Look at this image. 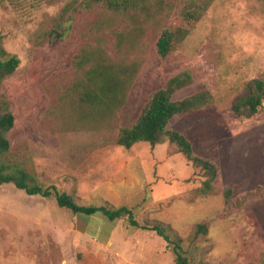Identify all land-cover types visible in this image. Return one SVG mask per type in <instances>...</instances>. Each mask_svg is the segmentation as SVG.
<instances>
[{
	"label": "rangeland",
	"instance_id": "374dc122",
	"mask_svg": "<svg viewBox=\"0 0 264 264\" xmlns=\"http://www.w3.org/2000/svg\"><path fill=\"white\" fill-rule=\"evenodd\" d=\"M164 1L116 14L82 0H0V46L20 60L0 83L14 117L0 159L79 204L126 205L141 224L180 236L192 264H264V100L250 117L229 110L251 78L264 79V0H212L198 20L180 15L183 0ZM169 26L187 34L162 57L156 42ZM81 49L88 59L77 64ZM98 58L137 67L119 99L89 112L78 100ZM183 70L192 82L173 99L207 89L212 102L167 126L217 164L212 194L201 193V172L173 144H116L151 94ZM247 191L256 195L237 205ZM77 217L78 227L90 226L89 215L53 196L0 183V264H176L154 231L115 219L112 243H99L77 232Z\"/></svg>",
	"mask_w": 264,
	"mask_h": 264
},
{
	"label": "trees",
	"instance_id": "16d2710c",
	"mask_svg": "<svg viewBox=\"0 0 264 264\" xmlns=\"http://www.w3.org/2000/svg\"><path fill=\"white\" fill-rule=\"evenodd\" d=\"M184 5L180 9V15L186 20H198L203 10L212 0H183ZM86 7L100 4L116 14H125L130 10L140 9L148 11L153 3L157 7L162 4L167 6L164 0H82ZM67 30V27L63 30ZM187 34L185 28L179 26H169L162 30L157 39L156 46L159 54L164 57L176 41L182 40ZM0 54L7 55L0 46ZM77 64L87 60L84 50L81 49L79 55L75 57ZM19 58L16 55H7L0 58V83L5 78L11 76L19 65ZM135 63H114L106 64L104 58L96 59L87 69L86 76L90 82L87 89L79 96V103L89 112H95L97 106H104L107 102L113 103L123 95V87L131 81L135 71ZM192 82L191 73L188 70L167 79L165 85L155 90L148 101L142 107L136 120L123 127L118 135L116 144L124 148H130L133 144L143 141L151 145H156L167 141L173 144L178 153H181L187 161L201 172L202 183L199 190L203 194L214 193L216 188L214 181L217 175V164L208 157L197 155L193 151L190 140L181 132L168 128V122L178 114L190 113L203 108L212 102V94L207 89H200L195 93L184 96L180 99H173V94ZM247 93L237 97L229 105V110L236 117H250L260 111L264 100V79L254 77L246 83ZM107 107V105L105 106ZM14 124V117L9 109L8 102L3 94H0V156L9 149L7 138L8 131ZM1 158V157H0ZM27 174L22 170L12 168L8 163L0 159V183L13 182L14 185L23 189L27 194H40L45 198L53 196L56 204L65 207L73 213L85 215L102 214L108 220L121 219L128 226H133L143 230L154 231L163 237L167 246L171 249L174 262L176 264H192L184 255L181 246V237L169 236L165 228L158 224H141L135 219L132 210L126 205L113 206L110 203L102 204H79L75 202L70 194L63 190H58L55 185L43 187L36 183H27ZM231 188L224 189L225 195L231 192ZM255 191V190H254ZM254 191L245 192L238 200L237 205H242L245 201L256 195ZM203 229V224L196 225V232Z\"/></svg>",
	"mask_w": 264,
	"mask_h": 264
},
{
	"label": "crops",
	"instance_id": "0c3cea01",
	"mask_svg": "<svg viewBox=\"0 0 264 264\" xmlns=\"http://www.w3.org/2000/svg\"><path fill=\"white\" fill-rule=\"evenodd\" d=\"M132 147V146H131ZM103 150L101 147L97 148L96 151ZM109 194V193H108ZM90 216V226L86 229H81L78 227L79 219L78 217L75 220V224L77 227V231L79 234L88 236L96 240L99 243H112L113 235L115 233V225L113 224V220H106L105 218H97V216Z\"/></svg>",
	"mask_w": 264,
	"mask_h": 264
}]
</instances>
